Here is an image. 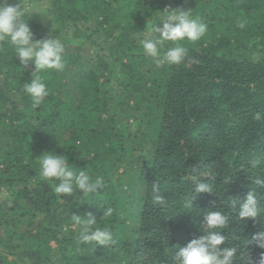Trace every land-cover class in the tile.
<instances>
[{"label":"trees","instance_id":"obj_1","mask_svg":"<svg viewBox=\"0 0 264 264\" xmlns=\"http://www.w3.org/2000/svg\"><path fill=\"white\" fill-rule=\"evenodd\" d=\"M36 2L10 0L37 39L65 45V67L40 73L49 94L34 108L22 91L34 65L0 43V264H174L178 247L204 234L207 211L230 216L221 247L237 248L234 264H264V240L253 238L264 233V214L239 220L231 207L254 188L264 205V188L252 182L264 176V119H255L264 114V0ZM165 8L190 9L208 31L181 41L180 64L157 67L140 40ZM69 32L92 53L78 52ZM43 152L103 184L61 198L58 182L40 179ZM254 158L261 163L251 170ZM193 175L213 193H195ZM153 184L166 206L153 204ZM87 213L113 243H78L72 214Z\"/></svg>","mask_w":264,"mask_h":264},{"label":"clouds","instance_id":"obj_2","mask_svg":"<svg viewBox=\"0 0 264 264\" xmlns=\"http://www.w3.org/2000/svg\"><path fill=\"white\" fill-rule=\"evenodd\" d=\"M26 13L18 3H10V0H0V43L8 42L14 49L22 65L27 66L29 61L34 65L32 78L23 84L22 91L32 100L34 108L41 105L49 92L40 75L42 71L62 70L65 67V45L56 38L37 39L27 23ZM241 28L244 24L239 25ZM208 31V25L199 17H194L191 10L181 8H165L156 12L148 21L146 31L142 34L140 44L143 52L155 60L157 67L167 63L169 65L180 64L187 55L188 48L181 41L195 42ZM166 42H172L162 53ZM255 119H264V114L257 113ZM40 179L56 181L53 185L54 192L62 197L72 196L74 191H79L87 196L94 193L103 184V178L97 176L93 179L87 171L77 169L69 163L68 157L55 152H43L37 156ZM259 159L248 161V167L255 170L260 165ZM195 193H213L210 184L202 181L199 175L191 177ZM253 184L258 188H264V176H256ZM152 202L155 205L166 206L168 201L160 191L157 184L152 186ZM193 199L195 197L193 196ZM192 204V200L188 202ZM231 207L236 211L239 220L250 218L254 222L264 214V205L257 191L248 190L242 200L233 199ZM108 208L103 212L107 217L112 214ZM87 218L78 214H72L73 225L78 229V243L106 246L113 243L112 233L107 225L97 223L92 213H87ZM230 216L222 211H207L203 217V235L192 238L184 246L178 247L172 259L174 264H234L237 248L221 247L226 236L221 230L229 225ZM264 240V233H256L253 237ZM258 246L264 247V244Z\"/></svg>","mask_w":264,"mask_h":264},{"label":"rangeland","instance_id":"obj_3","mask_svg":"<svg viewBox=\"0 0 264 264\" xmlns=\"http://www.w3.org/2000/svg\"><path fill=\"white\" fill-rule=\"evenodd\" d=\"M47 3H48V0H38V3L37 2L35 3V7L36 8L38 7L39 9H44L46 7ZM66 36H67V38L72 39L73 42L70 41V43H72L75 46L76 50L78 52H80L81 54L88 55V54L92 53L93 48L83 38L74 37L72 32L71 33L69 32ZM70 43H68V46L71 45ZM51 244L53 245L54 243L51 242Z\"/></svg>","mask_w":264,"mask_h":264}]
</instances>
